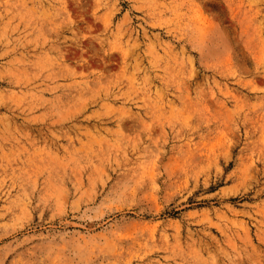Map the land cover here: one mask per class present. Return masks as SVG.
<instances>
[{
    "label": "rangeland",
    "instance_id": "374dc122",
    "mask_svg": "<svg viewBox=\"0 0 264 264\" xmlns=\"http://www.w3.org/2000/svg\"><path fill=\"white\" fill-rule=\"evenodd\" d=\"M0 264H264V0H0Z\"/></svg>",
    "mask_w": 264,
    "mask_h": 264
}]
</instances>
